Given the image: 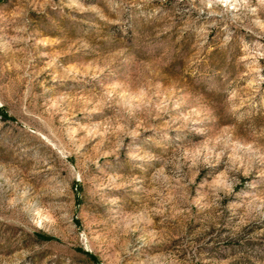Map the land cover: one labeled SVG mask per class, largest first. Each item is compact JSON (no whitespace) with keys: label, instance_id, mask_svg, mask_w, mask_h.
<instances>
[{"label":"rangeland","instance_id":"obj_1","mask_svg":"<svg viewBox=\"0 0 264 264\" xmlns=\"http://www.w3.org/2000/svg\"><path fill=\"white\" fill-rule=\"evenodd\" d=\"M0 264H264V0H0Z\"/></svg>","mask_w":264,"mask_h":264}]
</instances>
